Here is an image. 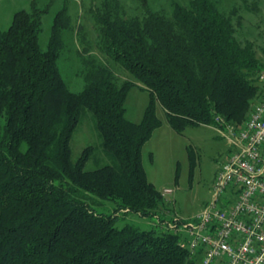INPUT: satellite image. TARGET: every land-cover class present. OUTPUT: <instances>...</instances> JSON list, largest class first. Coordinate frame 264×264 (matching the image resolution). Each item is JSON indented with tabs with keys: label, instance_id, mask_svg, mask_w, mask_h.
Listing matches in <instances>:
<instances>
[{
	"label": "trees",
	"instance_id": "obj_1",
	"mask_svg": "<svg viewBox=\"0 0 264 264\" xmlns=\"http://www.w3.org/2000/svg\"><path fill=\"white\" fill-rule=\"evenodd\" d=\"M264 1V0H263ZM33 4V3H32ZM127 16L118 0L92 12L96 44L106 57L82 59L83 88L74 92L58 67L66 7L54 16L46 50L38 44L42 10L14 13L0 30V264H198L182 236L160 228L116 227L122 213L156 216L165 205L148 181L142 147L161 125L157 103L181 132L246 119L262 69L253 45L235 35L233 17L215 0L173 3L167 15L142 0ZM109 60L149 92L139 122L125 117L135 82L120 80ZM89 111L110 162L86 170V146L73 161L70 138ZM105 201L112 212L96 211ZM163 223V224H162Z\"/></svg>",
	"mask_w": 264,
	"mask_h": 264
},
{
	"label": "rangeland",
	"instance_id": "obj_2",
	"mask_svg": "<svg viewBox=\"0 0 264 264\" xmlns=\"http://www.w3.org/2000/svg\"><path fill=\"white\" fill-rule=\"evenodd\" d=\"M118 1L127 16L142 15V0ZM146 1L153 10L169 15L173 3L188 5L189 0ZM215 1L226 13L236 10L233 17L235 35L239 41L253 45L256 58L262 66L261 70H264V1ZM102 2L103 0H0V30L9 27L15 12L31 11L32 5H35L42 10L38 44L42 50H46L53 18L62 7H66L71 26L62 32L64 47L60 51L58 67L69 89L78 92L84 86L81 76L82 59L92 57L100 62H107L97 47L96 28L92 17V12L100 9ZM109 63L120 80L128 77L135 82L125 100V117L139 122L149 101L148 90L120 65L112 60H109ZM156 115L161 120V125L153 131L142 147V164L148 181L157 190L162 192L168 188L172 192L164 196L165 205L156 216L142 217L135 213H120L115 222L116 227L133 224L147 230L160 228L158 217L165 220L192 219L210 201L216 173L229 154L227 139L212 125H187L178 132L171 127L164 109L158 103ZM88 145H92L93 149L85 164L86 170L110 162L109 156L102 148L92 114L84 111L70 138L72 160L75 161ZM114 206L113 202L105 201L95 209L110 213Z\"/></svg>",
	"mask_w": 264,
	"mask_h": 264
},
{
	"label": "built area",
	"instance_id": "obj_3",
	"mask_svg": "<svg viewBox=\"0 0 264 264\" xmlns=\"http://www.w3.org/2000/svg\"><path fill=\"white\" fill-rule=\"evenodd\" d=\"M257 82L259 95L246 126L221 118L213 125L230 151L216 173L210 201L192 219L168 223L198 264H264V70Z\"/></svg>",
	"mask_w": 264,
	"mask_h": 264
},
{
	"label": "bare ground",
	"instance_id": "obj_4",
	"mask_svg": "<svg viewBox=\"0 0 264 264\" xmlns=\"http://www.w3.org/2000/svg\"><path fill=\"white\" fill-rule=\"evenodd\" d=\"M258 95H259V92L257 94V97H258ZM254 101H256V98ZM254 101L251 104V107H250L249 112L246 116V119H244V121L242 123H240L239 126H246V120H248V116H250V114H252V111H254Z\"/></svg>",
	"mask_w": 264,
	"mask_h": 264
}]
</instances>
